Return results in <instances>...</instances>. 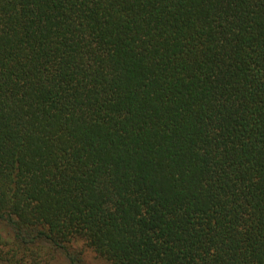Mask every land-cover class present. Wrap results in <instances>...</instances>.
Returning a JSON list of instances; mask_svg holds the SVG:
<instances>
[{"label":"trees","instance_id":"1","mask_svg":"<svg viewBox=\"0 0 264 264\" xmlns=\"http://www.w3.org/2000/svg\"><path fill=\"white\" fill-rule=\"evenodd\" d=\"M264 264V0H0V264Z\"/></svg>","mask_w":264,"mask_h":264},{"label":"rangeland","instance_id":"2","mask_svg":"<svg viewBox=\"0 0 264 264\" xmlns=\"http://www.w3.org/2000/svg\"><path fill=\"white\" fill-rule=\"evenodd\" d=\"M73 249L78 251L81 249L80 258L81 264H111L110 261L103 257L98 256L91 248L83 245L82 242H76L73 244ZM49 264H69L65 254L57 253Z\"/></svg>","mask_w":264,"mask_h":264}]
</instances>
